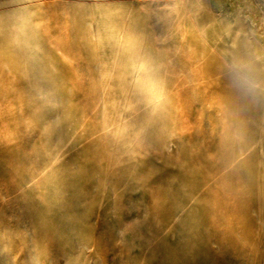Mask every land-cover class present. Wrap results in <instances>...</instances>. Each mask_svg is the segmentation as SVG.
Wrapping results in <instances>:
<instances>
[{"label":"rangeland","instance_id":"rangeland-1","mask_svg":"<svg viewBox=\"0 0 264 264\" xmlns=\"http://www.w3.org/2000/svg\"><path fill=\"white\" fill-rule=\"evenodd\" d=\"M0 264H264V0H0Z\"/></svg>","mask_w":264,"mask_h":264},{"label":"bare ground","instance_id":"bare-ground-1","mask_svg":"<svg viewBox=\"0 0 264 264\" xmlns=\"http://www.w3.org/2000/svg\"><path fill=\"white\" fill-rule=\"evenodd\" d=\"M206 192H207V194L210 195V196H212V195L214 194V192L212 191V189H207ZM212 193H213V194H212Z\"/></svg>","mask_w":264,"mask_h":264}]
</instances>
